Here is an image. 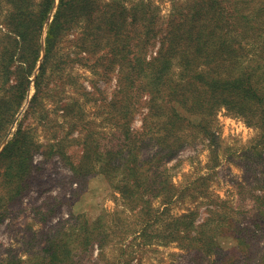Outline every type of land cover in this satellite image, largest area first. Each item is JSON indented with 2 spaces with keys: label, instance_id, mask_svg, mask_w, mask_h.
Returning a JSON list of instances; mask_svg holds the SVG:
<instances>
[{
  "label": "trees",
  "instance_id": "16d2710c",
  "mask_svg": "<svg viewBox=\"0 0 264 264\" xmlns=\"http://www.w3.org/2000/svg\"><path fill=\"white\" fill-rule=\"evenodd\" d=\"M55 3L0 0V145L27 97L43 51L44 27ZM178 7L163 31L159 7L149 0H59L47 25L46 52L31 104L38 103L51 77L49 69L62 63L53 59L63 37L80 28L74 43L77 53L86 50L82 58L87 60L104 49L99 59L111 56L110 63L119 67L120 97L113 108L121 113L117 133L125 141L106 149L102 172L114 178L122 170L124 177L117 186L123 197L130 208L139 206L147 213L154 198L173 200L176 188L167 162L201 134L214 139L211 121L222 108L258 125L264 134V0H185ZM143 95H148L144 102L148 109L142 131L135 132L126 128L127 118L135 113L134 102ZM88 143L85 161L91 162L100 146L90 136ZM36 147L32 131L20 127L0 155L2 183L11 199L29 185ZM147 150L148 155L141 157ZM87 164L85 176L91 171ZM77 172L82 173V165ZM5 203L0 196V205ZM249 211V221L220 217L214 234L196 228V211L184 213L173 217L161 236L181 242L189 239L187 246L209 256L210 264H264V194L253 196ZM78 222L68 231L77 234L75 247L61 238L63 223L50 229L42 264H85L88 255L82 253L92 251L96 242L101 247L106 244L111 232L102 218ZM222 236L233 240L234 252L222 246ZM18 259L7 256L0 264H22Z\"/></svg>",
  "mask_w": 264,
  "mask_h": 264
},
{
  "label": "rangeland",
  "instance_id": "374dc122",
  "mask_svg": "<svg viewBox=\"0 0 264 264\" xmlns=\"http://www.w3.org/2000/svg\"><path fill=\"white\" fill-rule=\"evenodd\" d=\"M149 1L159 7L160 23L166 31L169 18L185 0ZM58 3L56 0L51 21ZM80 33L77 28L63 37L53 59L62 63L49 69L51 77L33 107L44 57L37 63L27 97L4 137L8 136V141L0 155L20 127L32 131L37 147L29 185L15 198H10L0 174V196L6 200L0 205V259L16 255L22 264H42V255L47 254L46 234L53 226L63 223L61 238L66 237L75 247L77 234L68 231L80 225L79 219L100 217L111 234L104 246L96 242L92 251L89 248V253H82L88 255L85 264H210L209 256L187 246L189 239L181 242L172 236L162 237L161 230L173 217L192 211L197 212L196 228L209 234L215 233L217 219L224 215L249 221L253 196L264 194L263 131L222 108L211 121L214 139L201 134L167 162V173L176 188L173 200L167 203L163 196L154 198L149 213L139 206L130 208L117 186L124 177L122 170L114 178L102 172L106 149L125 141V136L117 133L121 113L113 108L120 97L119 67L110 63L111 56L99 59L104 49L97 56L82 58L87 51L77 53L74 44ZM66 55L69 58L63 60ZM147 97L134 102L138 108L128 116L126 128L142 131ZM89 136L100 146V153L91 160L93 166L85 161ZM147 155L148 150L141 157ZM84 164L91 168L86 176ZM80 165L82 173L77 172ZM196 230H192L193 236ZM220 243L235 251L231 238L222 236ZM79 249L78 245L75 251Z\"/></svg>",
  "mask_w": 264,
  "mask_h": 264
},
{
  "label": "water",
  "instance_id": "95a60500",
  "mask_svg": "<svg viewBox=\"0 0 264 264\" xmlns=\"http://www.w3.org/2000/svg\"><path fill=\"white\" fill-rule=\"evenodd\" d=\"M54 7H55V5H54ZM52 11H53V10H52ZM51 14H52V12H51ZM51 14H50L49 18L47 19V22H46L45 27H44V32H43V37H42L43 51H42V55H41V58H40V61H39L38 65H40L41 60H42V58L44 57L45 52H46V51H45V47H44V45H45V31H46V27H47V25H48L49 22L51 21ZM35 71H36L35 73H37V71H38V66H37V68H36ZM7 141H8V136L3 140V142H2V144H1V146H0V152H1L2 149L4 148V146H5V144L7 143Z\"/></svg>",
  "mask_w": 264,
  "mask_h": 264
}]
</instances>
